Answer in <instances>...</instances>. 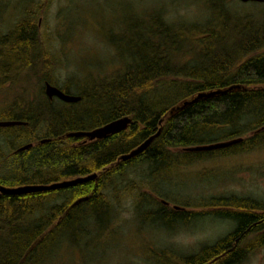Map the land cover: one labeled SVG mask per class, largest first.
<instances>
[{
	"label": "trees",
	"instance_id": "obj_1",
	"mask_svg": "<svg viewBox=\"0 0 264 264\" xmlns=\"http://www.w3.org/2000/svg\"><path fill=\"white\" fill-rule=\"evenodd\" d=\"M18 3L22 15L11 32L0 39L1 45L7 43L4 54H0V75L3 74L2 85L4 79L12 80L9 88L4 87L6 90L20 94H12L13 99L0 107V120L26 124L0 128V133L15 132L25 143L41 137L52 139L22 153L20 158L7 157L0 164V185L49 184L92 173L97 177L60 190L0 193V264H43L55 257L54 250L59 253L58 248L64 242L77 244V233L86 231L91 217L103 220L99 227L107 223L113 193L109 187L114 186L120 192L130 169L137 166L149 169L147 188L160 187L174 182L159 175L160 170L170 166L191 165L264 147V130L249 135L264 125V8L248 13L228 6L226 0H211L203 11L205 16L193 21H164L159 11H153L149 18H139V25L131 22L130 30L126 28L124 32L123 36L130 35L132 29L134 34L139 32L140 41H132L127 44L132 47L125 48L132 60L109 73L85 75L76 92L80 101L68 104L58 100L53 105L44 86L36 94L30 90L35 82L48 81L68 93L72 91L71 83L59 84L56 71L61 59L49 49V42L47 48L40 38L38 18L45 1L18 0ZM112 42L119 45L117 40ZM38 50L40 53L35 54ZM41 60L44 62L41 69L27 64H38ZM26 72L27 76L21 79V73ZM23 84L28 86L27 97L21 89ZM201 93L214 94L179 107ZM21 100L28 102L20 107ZM124 116L132 117V124L106 139L74 145L77 138L66 137L68 132L92 129ZM159 127L158 137L139 156L127 161L119 159L155 134ZM40 129L43 131L38 134ZM240 136L244 137L242 141L222 149L182 150ZM5 155L0 147V161ZM148 196L149 193H138V202ZM235 196L238 195L217 197L211 205L227 204ZM155 198L148 197V203L156 205L157 210L140 215L145 223L175 229L179 222L188 226L207 217L191 209L164 206ZM239 198H243L246 206L250 202L264 205L258 198ZM80 199L83 200L75 203ZM226 212L216 211L221 215L216 218L224 219ZM229 215L238 221L234 233L203 245L197 252L175 257L177 262L171 264H215L211 259L217 255L222 257L218 264L240 261L245 256V247H239L240 241L236 240L235 246L233 243L238 235H249L261 217L254 210ZM85 243L84 247L89 246Z\"/></svg>",
	"mask_w": 264,
	"mask_h": 264
},
{
	"label": "rangeland",
	"instance_id": "obj_2",
	"mask_svg": "<svg viewBox=\"0 0 264 264\" xmlns=\"http://www.w3.org/2000/svg\"><path fill=\"white\" fill-rule=\"evenodd\" d=\"M27 1L33 3L36 0ZM44 1V7L40 14V33L45 37L48 36L49 49L52 53L55 48L59 49L57 55L60 57L61 63L56 71L59 84L71 83L70 89L76 94L80 90V84L83 83L84 78L91 72L109 73L110 70L119 67L121 63L132 60L131 54L125 49L126 45L128 43L131 45L130 42L135 40L140 41V37L137 35L139 32L135 31L137 33L134 34L133 29L130 35L123 36L126 28L130 30L131 22L135 21L139 25V18H149L153 11H159L164 21L201 19L205 16L203 11L206 4L211 0ZM226 4L248 13L264 8V2L241 3L239 0H226ZM19 15L22 14L18 0H0V31H3L0 33V39L11 32L15 22L17 23V20L20 19H17ZM112 40H117L120 48L117 44H113ZM42 44H44V40ZM131 47L129 46V48ZM6 49L7 43L4 45L0 43V54ZM39 53L40 50L35 54ZM43 63L41 60L38 64L30 62L27 64L41 69ZM27 74V72L21 73V79ZM41 74L43 75V72H40ZM2 77L3 74L0 75V107L5 106V102L7 104L13 99L12 94L15 93V96L20 94V91L6 90L4 87L9 88L12 80L4 79L5 85H2ZM32 85L36 86L34 88L32 86L30 89L34 94L39 91L41 86H44L42 81ZM21 86L27 97L28 86L24 84ZM21 101L20 107L28 102ZM52 101L53 105L59 103L57 99ZM42 131L40 129L38 134ZM14 144L15 147H13ZM23 144L26 143L22 142L21 138L18 139L15 132L0 133V147L4 153L8 154L7 157H10V153ZM5 161L1 160L0 164ZM184 166H175L174 168H170V166L164 171L160 170L161 178L168 177L170 179L171 171L175 174L179 172L182 174L187 172V174L178 179L171 177L170 182L172 180L174 182L160 187L159 185L152 186L153 190L147 188L149 169L137 166L133 170H128L120 192H117L114 186L109 187L113 193L110 197L111 211L107 215L108 222L101 227L90 222L86 227L84 243L86 242V245L89 243V246L84 247V232H79L77 233L78 243L62 245L58 248L59 253H56L57 249L54 250L55 257L51 259L50 263L171 264L173 261L177 262L175 260L179 256L197 252L203 245L212 243L216 239L215 237L226 228L223 220L211 218L197 220L188 226H183L179 222L175 224V229L163 224L145 223L140 215L154 213L158 207L148 203L150 194L144 198L142 203L138 202V193L151 191L152 196L162 197L169 202L173 201L187 210L191 209L188 204H195V199L204 197L208 193H227V196L238 193L251 198L264 199V147L230 157L217 156ZM204 182H210V188L203 187V185L197 187L199 183ZM135 183L141 187H136ZM207 198L208 196L206 200ZM61 201L63 199L58 202ZM258 255L257 258H252L241 264H264V252Z\"/></svg>",
	"mask_w": 264,
	"mask_h": 264
},
{
	"label": "bare ground",
	"instance_id": "obj_3",
	"mask_svg": "<svg viewBox=\"0 0 264 264\" xmlns=\"http://www.w3.org/2000/svg\"><path fill=\"white\" fill-rule=\"evenodd\" d=\"M263 2H264V0L257 1V3H263ZM40 22H41V18L39 17L38 18V25H40ZM40 35H41L40 38H42L41 40H44V45L48 48V41H49V39L47 38L48 36L45 37L42 33H40ZM51 39H52V42H53V37L52 36H51ZM60 90L63 91L64 93H66V94L79 97V100L78 101H80V99H81V96H79L77 93L74 94L73 91H71L72 93L71 92L68 93L65 90L61 89V88H60ZM196 98H197V96L194 97L191 100L184 101L181 104V106H179V107H185V106L189 105L190 103L196 101L197 100ZM58 100L61 101V102H63V103H68V104H70V103L71 104H75V103L78 102V101H76V102H66V101H64V100H62L60 98ZM110 122H112V121H110ZM24 123L26 124V122H24ZM107 123H109V122H107ZM107 123H105V124H103L101 126L92 128V129H86V130H78V131L68 132L66 134V137H73V138H77V139L78 138H81L82 137L81 135L75 136V135H69V134L70 133H79V132L92 131V130H94L96 128H99V127H102V126L106 125ZM161 123L162 122L160 121V124ZM262 130H264V125L261 126V127H259V128H257L256 130H254L252 132H249V135H254V134H256V133H258V132H260ZM160 131H161V128L159 127V129L156 131V133L153 134V135H151L149 137V138H151V137L154 136V138L152 139V141L150 142V144L158 137V135L160 134ZM108 137H106V138H108ZM106 138H103V139H106ZM149 138H147L146 140H148ZM243 138H244L243 136H240V137H236V138H231V139L220 140V141H216V142L205 143V144H203L201 146H208V145H213V144H217V143L237 141V142L232 143V144H230L228 146H224V147H220V148L206 149V150H199V151H210V150H217V149L226 148V147H229V146H231L233 144H236V143L242 141ZM51 139L52 138H49V137H47V138L41 137L36 142H30L29 144H31V146H29L28 148H26L24 150L21 149L23 147V145H21L20 147H17L16 149H14L12 151V153H10V158L11 157L20 158V157H22V156H20L22 153L24 155L26 152H29L30 149L33 148L34 146L49 143L51 141ZM76 141L77 140H75V142ZM145 141H143V142H145ZM75 142H74V145H76ZM137 147H135V148H137ZM192 147L193 146H188V147L182 148V150L187 151V152H193V150H190V148H192ZM135 148L131 149L129 152H127L125 154H122L119 157V159L122 160V161H127V160H130V159L134 158V157L139 156L142 152L139 153V154H137V155L130 156L129 158H125V159L123 158L124 156L130 154ZM257 149H259V148H257ZM254 150H256V149H254ZM173 151L176 152V153L181 152L178 149H174ZM7 155H5L6 157H4L3 160H6L7 159ZM233 155H236V154H233ZM233 155H228V156H225V157H230V156H233ZM219 157H224V156H219ZM178 159L179 160H182V158H178ZM110 164L111 163H109L108 165L110 166ZM113 164H115V163H113ZM188 165H190V164H185L184 167H186ZM172 167L174 168L175 166H171L170 168H172ZM177 168H180V167H177ZM177 168H175V169H177ZM186 174H187V172H185L184 174H182L181 172L175 174V173H173L171 171V173L169 175V178L171 179V177H172V178L178 179V178L182 177L183 175L185 176ZM93 175H96V174L95 173H92V174H86V175H77L75 177H70V178L68 177V178L58 179V180L53 181V182H51L49 184H38V185H28V186L50 185V184L60 183V182H64V181H73V180L78 179V178H84V177L93 176ZM88 181H90V180H88ZM88 181H86V182H88ZM77 184H79V183H77ZM77 184H75V185H77ZM75 185H71V186L63 187V188H58V189H51V190H60V189H64V188L74 187ZM202 185H203V187L210 188L209 185H211V183L210 182L199 183V185H197V187L198 186H202ZM194 187H196V186H194ZM43 191H49V190H38L36 192H43ZM23 194H27V193H23ZM224 195L227 196L228 194L227 193H214V194L213 193H208L204 197H198V199H195L194 200V202H196L195 203L196 205L193 204V206H192V204H191V210H192V212H196V213H202V214L204 213L207 216L206 218H210L211 217L212 219H216V217L217 218L221 217V215L215 213L216 211H227L226 212L227 214L224 216V219H222L223 220V223H225V225H226V228L224 229L223 232H221L220 234H218L215 237L216 239H214L211 244L217 242L219 239H220V241L223 240L224 238H226L227 236H230L232 233H234L237 230V228H238V221L236 220L235 217L230 216L229 214L239 213V212H247V211H253L254 210L255 211V214H258L261 217L260 218V221L258 223H256V224L253 225L255 228H253L254 230L252 232H250L249 235L243 237L242 234H240V235L237 236V238L235 239V241L233 243V246H235L237 244V241H240L239 247H245V253L243 254L245 256H243V258L240 261H238L237 263H235V264H241L244 261H249L252 258H256L257 256H259L258 254H260V253L263 254V252H264L263 251V248H264V205L262 207H260V205H259L258 202H257L258 205H256L255 203L249 201L250 203H248L247 206H246L243 203V201H242L243 198H239L238 196L233 197V201L230 200V202L227 203V204L225 203V204L219 205V206H213V205H211L213 203V201H214L215 198L222 197V196L225 197ZM207 196H208V198L206 200V197ZM261 201L264 204V199H261ZM181 207L182 206L177 205L176 206L177 209H175V210H180ZM102 221L103 220L101 218L100 219H97L96 216L90 218L91 224L94 223L96 225H99ZM105 228H107V227H105ZM64 244L66 245V244H69V243L64 242ZM219 258H222V257L220 255L219 256L218 255L217 256H214L211 259V261L215 262V264H218ZM50 261L51 260H49V261L47 260L43 264H51Z\"/></svg>",
	"mask_w": 264,
	"mask_h": 264
},
{
	"label": "water",
	"instance_id": "obj_4",
	"mask_svg": "<svg viewBox=\"0 0 264 264\" xmlns=\"http://www.w3.org/2000/svg\"><path fill=\"white\" fill-rule=\"evenodd\" d=\"M241 1L242 2H248V1H261V0H241ZM45 91H46L47 96L50 98H53L54 96H56V97L66 101V102H76L79 100V97L66 94L63 91H61L58 87H56L50 83L46 84ZM211 94H213V93H210V95ZM205 95L206 94L202 93V94L198 95V97L196 99L202 98ZM131 122H132L131 118L122 117V118L116 119L112 122H109L102 127L96 128L92 131L70 133L69 135L86 136L90 140L103 139V138H106L110 135L119 133L122 130L126 129ZM22 123H23L22 121H14V120H12V121H0V127L14 126V125L22 124ZM153 138H154V136L149 138L145 142H143L141 145H139L137 148H135L130 154L124 156L123 158L124 159L129 158L130 156L137 155V154L143 152L148 147V145L150 144V142L152 141ZM235 142H237V141L217 143V144L208 145V146H196V147L190 148V150H206V149H212V148H220V147L228 146V145L235 143ZM29 146H31V144L24 145L21 149L24 150V149L28 148ZM95 177H96V175H93V176H88V177H84V178H78V179H75L73 181H64V182H60V183H54V184L42 185V186H26V187H20V188H5L3 186H0V191L2 193H6V194L31 193V192H36L38 190H51V189L68 187L71 185H75L77 183H84V182L91 180Z\"/></svg>",
	"mask_w": 264,
	"mask_h": 264
},
{
	"label": "flooded vegetation",
	"instance_id": "obj_5",
	"mask_svg": "<svg viewBox=\"0 0 264 264\" xmlns=\"http://www.w3.org/2000/svg\"><path fill=\"white\" fill-rule=\"evenodd\" d=\"M75 143L76 145H84V144H87L88 142L84 138H80L79 140L77 139ZM263 251H264V248H263Z\"/></svg>",
	"mask_w": 264,
	"mask_h": 264
}]
</instances>
